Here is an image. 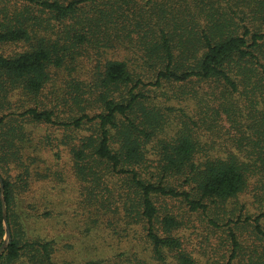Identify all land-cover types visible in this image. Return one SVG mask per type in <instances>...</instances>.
Returning a JSON list of instances; mask_svg holds the SVG:
<instances>
[{
    "label": "trees",
    "instance_id": "16d2710c",
    "mask_svg": "<svg viewBox=\"0 0 264 264\" xmlns=\"http://www.w3.org/2000/svg\"><path fill=\"white\" fill-rule=\"evenodd\" d=\"M0 177V264H264V0H0Z\"/></svg>",
    "mask_w": 264,
    "mask_h": 264
},
{
    "label": "rangeland",
    "instance_id": "374dc122",
    "mask_svg": "<svg viewBox=\"0 0 264 264\" xmlns=\"http://www.w3.org/2000/svg\"><path fill=\"white\" fill-rule=\"evenodd\" d=\"M12 50H18L16 49V47H9L7 49V53H9L10 51ZM19 51V50H18ZM32 131L36 132V129H33ZM41 132H44V130L42 129ZM35 148L30 149V151L32 152V154H36L37 157H39L36 165H39L41 167H44V166H48L50 165V167H53L54 165V160L52 158H50L49 156L46 157V155H48L44 150H39V149H36L34 150ZM35 151V153L33 152ZM38 152V153H37ZM44 162L41 164V161ZM62 163L60 168L63 167L64 170H66L68 167H67V159L65 157H63L62 161L60 162ZM61 174V173H60ZM62 176L64 177V180L63 183L61 186L64 187V190H65V193L64 192H59L60 191V188L58 189V194H57V189H55L54 191V195H53V199H54V206L57 207V208H64V207H68L69 210H72L74 208H76V200L74 198V196H76V191H77V185H73L71 184V178H69L67 180V176H69V174L67 172L64 171V173H62ZM38 186L35 187L36 188V194L39 196V195H44L45 194V191H48V189H51L50 186H47L45 185V183H39L37 184ZM60 185V184H59ZM48 187V188H47ZM52 191V190H50ZM64 194V195H63ZM246 200V197H244L243 201ZM264 223V222H263ZM57 228H54L52 231L56 230ZM58 230V229H57ZM61 233V234H60ZM78 234V231H76V225H75V222L74 221H71V223L69 224L68 227L64 228L63 232L60 231L59 234H57V238L59 241L61 242H64L63 244H65V241L67 244L71 245L72 247H69L67 249V252H68V259L74 257L76 254L80 253L82 250H81V242H79V244L77 243V246L75 245L74 247V240L77 238V235ZM79 237V235H78ZM135 243H132V249L135 251ZM106 246H109V247H112V242L109 243V245H106ZM138 249V247H137ZM61 252V251H60ZM61 256L63 257V253L61 252L60 253Z\"/></svg>",
    "mask_w": 264,
    "mask_h": 264
},
{
    "label": "water",
    "instance_id": "95a60500",
    "mask_svg": "<svg viewBox=\"0 0 264 264\" xmlns=\"http://www.w3.org/2000/svg\"><path fill=\"white\" fill-rule=\"evenodd\" d=\"M0 188H1V191H2L3 183H2L1 177H0ZM2 210H3V221H4V227H5V240L2 243V245L0 246V256L5 251L7 245L10 243V231H9V227H8V224H7V216H6V211H5V206H4L3 201H2Z\"/></svg>",
    "mask_w": 264,
    "mask_h": 264
}]
</instances>
